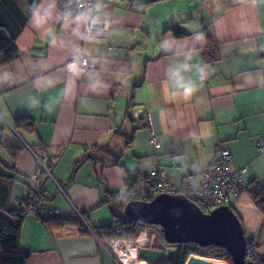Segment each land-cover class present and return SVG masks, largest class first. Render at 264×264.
Returning <instances> with one entry per match:
<instances>
[{"label": "crops", "instance_id": "0c3cea01", "mask_svg": "<svg viewBox=\"0 0 264 264\" xmlns=\"http://www.w3.org/2000/svg\"><path fill=\"white\" fill-rule=\"evenodd\" d=\"M91 16L107 35H86L84 17L62 18L54 0H0V24L19 52L0 66V137L19 148L12 159L0 144V165L16 178L10 208L30 186L36 156L47 165L46 157L57 159L43 185L47 206L89 211L97 233L124 215V195L144 191L152 171L176 185L191 178L196 189L219 143L232 155L231 170L247 167L246 184L264 180L255 144L264 138V0H114ZM207 37L214 59L202 56ZM80 56L94 69L71 64ZM23 115L33 127L17 132ZM96 146L109 153L83 159ZM230 207L245 231L264 218L249 193ZM104 240L84 225L47 228L30 213L21 221L25 264H124Z\"/></svg>", "mask_w": 264, "mask_h": 264}, {"label": "built area", "instance_id": "2783aa9c", "mask_svg": "<svg viewBox=\"0 0 264 264\" xmlns=\"http://www.w3.org/2000/svg\"><path fill=\"white\" fill-rule=\"evenodd\" d=\"M114 0H54L60 16L62 18H70L75 16L84 17V28L86 35H107V29L104 23L100 20L92 18L97 5L101 2H113ZM81 72H87L94 69V60L89 57L80 56L75 61ZM148 122L141 121L139 126H147ZM149 144L155 149H159L161 143L156 134L152 133L148 139ZM256 149L259 153H264V138L256 141ZM216 157L203 173L201 181L196 189L194 180L189 178L183 184L176 185L169 178L158 171H152L145 177V190L142 192L130 191L124 195L126 202L128 201H149L153 197L160 194L167 195H183L191 202L198 205L203 211L209 212L216 207L228 205L231 200L239 198L243 193H246L247 184L243 179V175L247 172V167L239 170H231L230 162L232 155L228 148L222 144L216 145ZM38 166L36 171L29 177L30 189L27 188L24 195L19 199L18 205L25 212L33 214L41 222L43 219L50 217H58L60 219L80 220L82 224L91 232H94V226L87 222L86 215L89 211H82L73 208L71 212H62L57 207L48 208L46 201L42 196V187L46 180L52 179V168L57 163V159L47 158L50 165H47L43 159L36 156ZM258 188L262 192L261 211L264 214V180L258 182ZM256 203V202H255ZM122 225L114 226L116 233L122 232ZM125 244V241L118 240ZM105 244L114 248L115 240H104ZM137 249L140 245V240L136 241ZM246 260L252 261L254 264H264V257L257 254L255 247L252 244H247L245 252ZM120 260V259H119Z\"/></svg>", "mask_w": 264, "mask_h": 264}, {"label": "trees", "instance_id": "16d2710c", "mask_svg": "<svg viewBox=\"0 0 264 264\" xmlns=\"http://www.w3.org/2000/svg\"><path fill=\"white\" fill-rule=\"evenodd\" d=\"M171 30L176 37L182 34L181 30L178 27H173L171 28ZM216 48V43L210 37H207V46L202 51V56H205L204 58L212 57V59H214L215 57L213 56L216 53ZM18 55L19 52L16 47L14 37L8 32L7 28L4 25L0 24V66H4L16 60L18 58ZM32 127L33 121L27 115L20 116L14 121V129L17 132H19L20 130L29 131L32 129ZM0 144L2 145L4 150L12 157V159H15L17 157L19 153L18 147L12 146L9 142L3 140L2 137H0ZM101 150H105L107 153H109V150L106 146H96L91 150L88 149L83 159L93 158L96 160L92 152ZM124 179L128 189L133 190L134 188H136L137 183L133 182L126 173H124ZM15 180L16 178L14 177V174L5 172L0 165V211L3 213V215L0 214V264H25L26 260L29 257V252L22 250L19 244L21 221L25 214H27V212L21 209L19 205L15 209L9 207L11 187ZM258 182L259 181L247 184L246 193H249L251 195L253 200L261 209V203H263V200L261 199L262 192L258 188ZM28 188L30 189L31 187L28 186ZM43 189L44 186L42 187V196L45 199ZM85 219L87 220L86 216ZM238 219L240 220L239 217ZM42 223L47 228L65 224L83 225L80 220L60 219L58 217L43 219ZM240 223L242 224L241 220ZM118 224H121L123 227L121 233H116L114 231V226ZM150 228L158 229L157 226L139 221H129L124 215L116 214L109 226L102 227V233H97V231H95L96 229H94V233L99 239L121 238L127 241H134L141 231ZM159 232L161 235V239H159L160 242L158 246L162 247L165 253L157 262L149 264H185L190 256H197L203 259L214 261H224L228 264H233L231 256L225 248L212 245L201 247L194 243L170 245L165 243V241L163 240L161 229H159ZM249 243L255 247L252 241H247V244ZM169 250L174 251V255L172 258H169L167 256Z\"/></svg>", "mask_w": 264, "mask_h": 264}, {"label": "water", "instance_id": "95a60500", "mask_svg": "<svg viewBox=\"0 0 264 264\" xmlns=\"http://www.w3.org/2000/svg\"><path fill=\"white\" fill-rule=\"evenodd\" d=\"M124 216L129 221L144 222L161 229L165 243H194L201 247L219 246L225 248L233 264H254L247 261L245 232L228 205L204 212L198 205L183 195L160 194L149 201H128ZM164 255V249L141 247L137 256L145 262L155 263ZM173 250L167 256L172 258ZM213 260L190 256L185 264H216Z\"/></svg>", "mask_w": 264, "mask_h": 264}, {"label": "rangeland", "instance_id": "374dc122", "mask_svg": "<svg viewBox=\"0 0 264 264\" xmlns=\"http://www.w3.org/2000/svg\"><path fill=\"white\" fill-rule=\"evenodd\" d=\"M159 229H160L159 227H158V229H156V228L145 229V230L140 232V234L137 236V238L134 241H127V240L126 241L133 244V245H137L139 243H137L136 241L137 240L141 241V239H142V241H144L143 242L144 246L139 245V247H147V248L151 249L155 245L156 246L159 245V242H160L159 239H161ZM244 232H245V239L247 241H251L254 239L256 245H258L259 253L264 254V218L262 221H256L251 227H246V231L244 229ZM116 255H117V253H116ZM118 259H120L119 256H118ZM120 261H121V259H120ZM216 262H218L220 264H228L224 261H216ZM124 264H126V263H124ZM145 264H147V263L145 262Z\"/></svg>", "mask_w": 264, "mask_h": 264}, {"label": "bare ground", "instance_id": "6f19581e", "mask_svg": "<svg viewBox=\"0 0 264 264\" xmlns=\"http://www.w3.org/2000/svg\"><path fill=\"white\" fill-rule=\"evenodd\" d=\"M113 246L115 248V251L121 261L126 264H145V262L138 258L137 256V247L136 245H133L129 242H125L124 245H122V242L115 241L113 243ZM213 263L220 264L216 261Z\"/></svg>", "mask_w": 264, "mask_h": 264}, {"label": "flooded vegetation", "instance_id": "af4514ba", "mask_svg": "<svg viewBox=\"0 0 264 264\" xmlns=\"http://www.w3.org/2000/svg\"><path fill=\"white\" fill-rule=\"evenodd\" d=\"M164 253H165V251H164Z\"/></svg>", "mask_w": 264, "mask_h": 264}]
</instances>
